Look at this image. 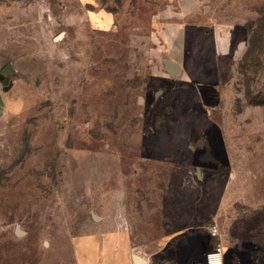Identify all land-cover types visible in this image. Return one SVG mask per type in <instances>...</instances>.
Instances as JSON below:
<instances>
[{"label":"rangeland","instance_id":"rangeland-1","mask_svg":"<svg viewBox=\"0 0 264 264\" xmlns=\"http://www.w3.org/2000/svg\"><path fill=\"white\" fill-rule=\"evenodd\" d=\"M6 68L0 264H264V0H0Z\"/></svg>","mask_w":264,"mask_h":264},{"label":"crops","instance_id":"crops-1","mask_svg":"<svg viewBox=\"0 0 264 264\" xmlns=\"http://www.w3.org/2000/svg\"><path fill=\"white\" fill-rule=\"evenodd\" d=\"M180 40L177 41L176 39H172V47L175 48V45L179 46V44L182 43V41L180 42ZM227 54H228V50L227 51L225 50L224 42L221 39L220 41L219 39L218 41L215 39L213 46L214 58L219 60V58H221L222 56H227ZM166 61L176 65L178 69L172 72L169 71L165 67ZM163 65H164L163 68L164 73L167 74L169 78L180 80L185 84H192L191 86L194 91V95L197 97V100L202 107L211 109L212 107H215V105L220 101V92L217 86V78L211 77L210 72H204L202 70L197 71L196 78H190L186 73V71L182 68V65H179V62H177L176 60H172V59L164 60ZM5 104L6 101H5L4 91L2 90V87L0 85V113H1V109L4 108ZM217 138L221 139L220 132H219V137ZM143 260L145 261L144 264H146V260L145 259ZM111 261H115V260H110V259L107 260L103 258V260L99 262L97 261L96 264H111L110 263ZM131 263L135 264L132 259V255H131ZM115 264H119V261H116Z\"/></svg>","mask_w":264,"mask_h":264},{"label":"water","instance_id":"water-1","mask_svg":"<svg viewBox=\"0 0 264 264\" xmlns=\"http://www.w3.org/2000/svg\"><path fill=\"white\" fill-rule=\"evenodd\" d=\"M61 36H58L56 39H59ZM165 67L169 70V71H175L178 69V67L170 62H165ZM10 72L9 68H6L4 71L0 72V85L2 87L3 91H8L10 89V87L12 86V82L10 81V79L8 77H5L4 74H8ZM16 235L21 236L23 235V232H21L19 229L15 230ZM132 259L134 261L135 264H144L145 261L142 258H139L136 255H132ZM138 261V263H136V260Z\"/></svg>","mask_w":264,"mask_h":264},{"label":"built area","instance_id":"built-area-1","mask_svg":"<svg viewBox=\"0 0 264 264\" xmlns=\"http://www.w3.org/2000/svg\"><path fill=\"white\" fill-rule=\"evenodd\" d=\"M216 233H217L216 229H212L211 235L214 236L216 235ZM220 254H221V251L219 247H216L213 253L207 255L206 257L207 264H210L211 262H213L214 264H220L221 262Z\"/></svg>","mask_w":264,"mask_h":264},{"label":"bare ground","instance_id":"bare-ground-1","mask_svg":"<svg viewBox=\"0 0 264 264\" xmlns=\"http://www.w3.org/2000/svg\"><path fill=\"white\" fill-rule=\"evenodd\" d=\"M136 260V259H135ZM136 263H138V261L136 260ZM210 264H214L213 262H211Z\"/></svg>","mask_w":264,"mask_h":264},{"label":"flooded vegetation","instance_id":"flooded-vegetation-1","mask_svg":"<svg viewBox=\"0 0 264 264\" xmlns=\"http://www.w3.org/2000/svg\"><path fill=\"white\" fill-rule=\"evenodd\" d=\"M165 264H167V263H165Z\"/></svg>","mask_w":264,"mask_h":264}]
</instances>
